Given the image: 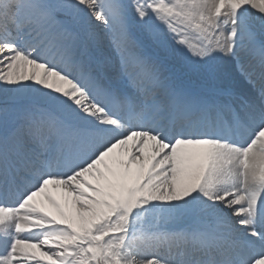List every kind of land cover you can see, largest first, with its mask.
<instances>
[{"label": "snow or ice", "instance_id": "6c2138e0", "mask_svg": "<svg viewBox=\"0 0 264 264\" xmlns=\"http://www.w3.org/2000/svg\"><path fill=\"white\" fill-rule=\"evenodd\" d=\"M0 264H264V0H0Z\"/></svg>", "mask_w": 264, "mask_h": 264}]
</instances>
